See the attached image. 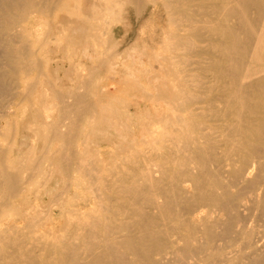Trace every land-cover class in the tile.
Instances as JSON below:
<instances>
[{"label":"bare ground","instance_id":"1","mask_svg":"<svg viewBox=\"0 0 264 264\" xmlns=\"http://www.w3.org/2000/svg\"><path fill=\"white\" fill-rule=\"evenodd\" d=\"M131 1L138 11L144 2ZM158 1L173 26L149 36L171 41L175 52L159 55L146 44L135 64L129 59L131 78L102 90L94 103L60 96V120L67 122L52 129L65 148L47 171L49 157H42L37 171L45 174L40 199L59 179L70 192L59 214L26 224V168L16 159L27 154L15 146L12 158L1 156L0 182L19 196L20 209L0 212V264H264V0H154V9ZM58 2L0 0L10 68L0 72V92L6 73L32 68L12 44L36 33L39 18ZM160 15L153 13L157 21ZM71 25L58 14L49 26ZM71 29L72 41L81 38L74 48L80 59L102 54L93 27ZM175 54L177 77L167 64ZM116 57L107 73L115 72ZM88 114L98 121L97 143L116 135L108 137L117 141L111 151L77 149Z\"/></svg>","mask_w":264,"mask_h":264},{"label":"rangeland","instance_id":"2","mask_svg":"<svg viewBox=\"0 0 264 264\" xmlns=\"http://www.w3.org/2000/svg\"><path fill=\"white\" fill-rule=\"evenodd\" d=\"M58 1L56 5L59 9L53 8L56 6L53 5L51 12L49 10L46 13L49 15L45 14L44 17L39 18L40 21L42 20V25L37 28L39 30L36 33L18 36L16 42L12 44L23 49L24 53L19 54V58L25 64L29 62L32 68H24L23 71L16 69L9 73L10 75L5 72L3 86H6L7 89L0 92V165L3 162L1 157L3 153L13 157L15 146L23 149L24 155L27 154V158H23V160L21 158L18 160V156L16 159V165L24 163V168H26L21 177V186L26 192L25 205L28 208L26 224L37 217L36 215H43V218H46L52 213L59 214L60 205L69 199L70 192L66 190L64 181L61 183L60 179L59 185L48 196L43 199L38 197V194L44 190L42 186L45 181V174L40 178L37 176L40 159L44 156L49 157L43 163L44 170L47 171L50 169L52 157L59 156L65 148L64 141L57 139L52 129L55 125L67 122L65 119L60 120L62 118L60 96L70 95L66 98L69 104L74 101L72 93L83 95L81 101L84 104L94 103L102 90L113 91L112 84L118 82L122 77L131 78L130 66L140 59L139 49H146V44L151 46L153 51L156 50L155 52L158 49L159 55L174 51L171 41L162 42L157 35L149 36L155 29L162 37L161 29L170 31L173 26V23L167 19L163 2L158 1V7L154 9V0H144L138 11L131 0H83V2L88 1L89 4H92L94 9H89V4L87 9L86 7L82 8L81 0ZM158 11L161 12L159 21H157V17L153 16V13ZM58 14L72 21V25L50 30L49 25ZM77 24L88 26V28L93 27L97 32V39L100 41L99 49L102 54H98L91 62H85L74 52V48L78 46L77 42L81 38L72 41L74 35L71 27ZM113 30L117 31V36L112 35ZM0 31L2 30L0 29ZM1 33L0 37L4 39ZM1 38L0 72H4L9 66L5 57L2 56L4 40ZM114 54L117 56L115 72L107 73V65L111 63ZM131 56L134 64L130 63ZM144 59L146 60V51ZM179 59V56L176 58L175 54L173 60L167 61L168 65L173 62V66L177 68L175 77L181 70ZM123 82H125L124 85H127V80ZM86 118L89 126L80 133L77 149L81 150L84 146V149L89 150L92 154L98 153L99 149L96 150V148L101 146L100 151H111L113 144L115 145L117 142H113L117 139V137L114 138L116 135L104 136L97 143L98 136L94 140L92 135H94L93 132L98 121L93 120L94 117L91 114L86 115ZM106 125L107 123H105ZM109 136L111 140L114 138L113 144L108 139ZM26 138L27 142L22 147ZM91 139L94 140L93 143ZM153 140L155 139L152 138L150 141ZM33 143L39 145L40 148L37 151L33 149ZM8 193L4 192L0 182V212L11 213L14 210L17 213L20 209L18 206L19 196Z\"/></svg>","mask_w":264,"mask_h":264}]
</instances>
